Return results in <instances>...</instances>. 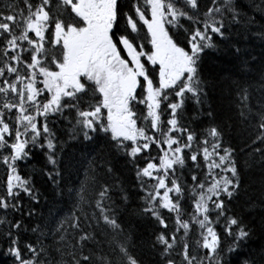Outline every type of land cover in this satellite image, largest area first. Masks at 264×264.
Wrapping results in <instances>:
<instances>
[{
	"label": "trees",
	"instance_id": "trees-1",
	"mask_svg": "<svg viewBox=\"0 0 264 264\" xmlns=\"http://www.w3.org/2000/svg\"><path fill=\"white\" fill-rule=\"evenodd\" d=\"M24 1L13 0L16 32L19 31L18 25L25 23L28 15H33L22 12ZM33 1L35 7L40 4V0ZM165 2L178 14L165 28L178 53L189 54L187 49L210 16L223 24L225 38L216 40L219 48L205 51L200 62V73L208 82L207 99L211 105L210 109L205 106L201 96L200 108L204 113L211 110L214 119L210 120L206 114L201 119H193L194 115H199V110L191 102V97L187 102L182 99L185 81L162 92L157 114V130L161 136L155 134L156 143L148 152L135 154L134 144L114 138L105 123L87 126L84 115L100 107L105 99L102 93L114 89L110 72H122L123 64L132 68L121 41H128L136 52L144 53L139 57L142 72L137 76L139 102L130 107L139 114L136 115L139 125L150 124L142 115L147 110L140 104L144 98L142 89L146 87L145 79L157 89L161 70L148 59L152 53L150 36L145 25L139 22L137 11H132V2H121V10L119 13L115 11L110 32L120 61L109 73L105 68H110L111 63L99 60L97 65L91 61L80 79L81 89L63 97L52 113L42 115L37 111L48 103L46 91L41 85L37 86V101L41 103L35 107L31 118L36 120L38 133L27 138L25 152L12 164V172L19 178L20 186L10 196L3 176L5 167L0 165V264H57L62 260L74 264L69 254L75 253L78 261L82 246L81 233L70 226L76 218L83 232L88 233L84 249H91L92 264H167L169 260L185 264V253L193 257L187 264H244L246 260L251 264H264V141L253 142L256 117L241 115V109L247 115L248 108L258 112L261 111L260 105H264V0H228L227 3L225 0H199L198 12L177 6L176 0ZM185 2L191 9L192 2ZM42 3L47 9L44 11L51 35L45 59L40 61L42 65L35 67L51 73L62 64V53L52 39L53 24L58 14H62L65 25L66 19L70 20L66 18V8L60 4L59 10L55 0H51V7H47L48 0H42ZM138 4L142 15L147 17L143 0ZM233 46L240 52L236 53ZM28 48L19 47L15 54L22 65H26L31 57L27 54ZM7 69L8 66L4 65L3 74ZM14 73L18 78L23 77L26 83L24 67H15ZM4 80L3 76L0 83ZM36 82L39 84L37 79ZM245 89L247 98L243 99ZM16 101L0 96V123L9 125L13 131H17ZM172 105L182 107L176 108L173 114L170 112ZM173 118L180 131L169 133L168 138L179 137L182 157L173 169L166 172L173 191L169 194V206H165L155 197L156 183L145 178L143 171L150 163L161 164L164 156L162 134ZM73 124L77 125L80 136L70 139L68 129ZM211 124L222 125L224 143L234 149L231 155L235 158L236 175L228 173V176L238 183V187H233L234 195L231 200H225V208H230V215L239 223L232 228L230 235L227 232L229 219L217 220L215 199L208 191L216 178L224 174L210 167L213 160L219 163V158L211 150V142L201 145L198 140L203 135L202 129ZM89 128H94L90 132L93 139L85 141L83 132ZM184 130L194 137L190 148L185 147L189 141L185 139ZM15 135L18 141H14ZM49 140L54 143L55 151L43 146ZM15 142L20 144L17 132L7 134L0 141V158L9 153V146L16 145ZM204 148L211 153L207 161L203 159ZM29 153L30 161L17 163L25 161ZM197 153L200 155L193 162L191 157ZM47 155L53 157L51 164L45 159ZM231 163L229 159L222 167L227 168ZM33 165L37 171L33 170ZM45 169L51 171L50 179ZM201 199L206 201L204 214L196 210ZM162 222L167 226L161 227ZM240 225L248 235L237 244ZM207 229L216 235L219 252L204 250ZM161 234L166 241L164 246L172 245L164 259H161L162 246L158 239ZM226 248H235L236 251L227 252ZM96 256L101 259L97 260Z\"/></svg>",
	"mask_w": 264,
	"mask_h": 264
},
{
	"label": "rangeland",
	"instance_id": "rangeland-1",
	"mask_svg": "<svg viewBox=\"0 0 264 264\" xmlns=\"http://www.w3.org/2000/svg\"><path fill=\"white\" fill-rule=\"evenodd\" d=\"M81 1L83 2V0ZM84 1L85 2L83 3H85L86 8L89 9L87 11H90L92 15L96 14V11L100 13V16L98 17V20L101 19L100 23H96L95 26L92 25L94 31L90 34L91 40L97 32L102 30L100 33V39L103 41L104 36L108 33V31L104 29L106 27V29L111 27V24L107 21L108 17L105 13L106 11L102 10V4L97 0ZM185 1L191 2V0ZM142 7L146 8L148 16L145 17L142 15V11L137 9V18L140 23L145 25L146 31L150 36L149 44L152 48V53L148 59L151 60L153 65H158L161 70L158 88L155 89L153 84L149 82L148 79H145L146 87L144 86L142 89L144 98L140 104L141 107L144 106L147 108L142 115L144 116V120H146L147 123L150 122V124L139 125V121L136 119V115L139 116V114L134 113L130 107L131 104H135L136 101L139 102L136 95L139 91L137 76L142 72L139 65V57H143L142 53H132L133 56L130 58L131 69L123 64L124 69L122 72H110V80L115 84L114 89L102 93V95L105 96V99L100 107L84 115V120L88 127L93 126L95 123H105L107 131L110 132L114 138L124 142L128 141L133 143L135 146L134 153L137 155L141 152H148L150 146L156 143L155 134H158L157 126L159 129V124H157L159 99L164 90L174 88L181 83V78L183 76L182 71L179 70L178 63L182 60V53L176 51V48L170 43L168 34L165 33L166 26L175 19L178 15L177 12L173 10L165 0H143ZM154 11L157 12L156 15H153ZM26 24L27 20L24 24V28H26L25 30H27ZM61 32L59 31L56 34V38H58L57 40L59 41L57 46L62 44L64 47V61L62 64L58 65L56 71L50 73L44 70L41 71V69L35 67L42 65V62L44 61L43 53L45 52L42 53L40 50H35L34 47H32V51L29 50L31 57L27 60L26 65H22L18 58L13 56L11 57V61L14 65L9 66L5 74H3L2 71L3 65L2 67L0 66V78L3 76L5 78V80L0 83V96H3V99L5 98V100L18 101H16L18 104L16 103L17 121L15 123L17 131L11 130L9 125L2 121L0 123V141L5 139L7 134L12 135V132L15 134L17 132L20 136V144L18 143L17 145V142H15L16 145L8 149L9 153L2 154L0 158V160L5 161L2 163L5 167L3 176H5L6 192L9 196L20 186L19 178L14 172H12V164L25 152L27 138L31 136V134L36 136L38 133L37 123H35L36 120L31 118V114L35 112V107L41 103H38L39 92L37 94V86L41 85L42 90L46 91V99L48 100L47 105L41 106L37 111L42 115L52 113L63 97H68L72 93L81 89L80 79L83 76L86 67L91 62L86 61L85 59L86 54L90 50L89 47L91 44L76 43L71 41L68 34L66 36H63V34L60 35ZM74 36L81 40L84 38L82 33H76ZM196 37L191 44L192 46L197 42ZM18 40L21 39L18 38ZM105 44L102 43V46ZM75 45H78L79 47H75ZM81 45L82 47L79 49ZM97 48L100 51V46ZM7 50L12 49L8 48ZM94 54L95 53L92 52L90 57L94 56ZM113 55L114 52L110 53L108 58L104 60L107 64H112L110 68H105L108 73L109 70L115 67L117 62L120 61L117 54L116 56ZM105 56H107V54H105ZM98 57H96L97 59L95 61L97 62V65H99ZM41 60L42 62L40 63ZM15 67H24V76L27 77L26 83L24 82L25 80L23 77L18 78V75L14 73ZM36 79L39 84H37ZM177 106L178 105H172L171 109L173 112L176 110ZM171 121H175V119L173 118ZM173 127L176 128V124H168L165 128L166 131L162 134L164 142L162 150H164V156L161 164L156 165L150 163L143 171V176L145 178L156 183L157 193L155 194V197L159 198L165 206H169V194L173 191V189L169 187L166 172L169 169H173L174 164L182 157L181 141L179 137L168 138ZM157 136H161L160 132ZM16 137L17 136L15 135L14 141H18ZM173 139H176L177 143L172 144L171 141ZM177 149H181V151H177ZM9 189H11V192ZM205 208L206 201L201 199L200 204L198 203L196 205V210L197 212L204 214L206 211ZM204 236L203 247L205 243H207L209 245L207 249L209 253L214 252L217 245L216 235L211 229H207Z\"/></svg>",
	"mask_w": 264,
	"mask_h": 264
},
{
	"label": "snow or ice",
	"instance_id": "snow-or-ice-1",
	"mask_svg": "<svg viewBox=\"0 0 264 264\" xmlns=\"http://www.w3.org/2000/svg\"><path fill=\"white\" fill-rule=\"evenodd\" d=\"M75 0H72V3H74ZM192 2V8H188V4L185 2V0H176L177 6L183 7L186 10L190 11H199V0H191ZM228 0H225V3H227ZM132 11L135 12L137 11L139 4L137 0H132ZM52 3L51 0H48V5L47 7H51ZM63 6V5H61ZM69 9L71 8V4L68 5ZM47 10V9H45ZM116 10L117 13L120 12L121 10V4L120 0H116ZM146 14V12H145ZM157 12L154 11L153 15H156ZM125 17H128V13H124ZM3 18V17H0ZM8 19H11L9 17ZM5 27H8V25H5ZM224 33H223V24L219 22L216 17L210 16L206 21L203 22V26L201 27V31L197 34L196 37V44L192 47H189L187 49V52L189 53L188 55H184L183 53L181 54L182 60L179 61V70L182 71L183 76L181 78L182 83H184V93H183V101L187 102L188 97H191V102L195 105H197V108L199 110V115H194L193 119H201L203 116L206 114L210 120L214 119L213 114L211 110H209L207 113H204L203 109L200 108L201 104V99L200 97H204V105L207 106L209 109L211 108V105L207 99L208 93H207V86L208 82L203 80V77L200 73V62L202 55L205 51L208 50H216L219 48V45L216 43L217 39H224ZM233 50L236 53L240 52V49L236 46H233ZM233 83L235 84L236 81L233 80ZM247 89H245V96L243 99L247 98ZM179 107H182V105L177 106V110H179ZM261 111L258 112H253L251 108H248V114L246 115L243 112V109H241V115L244 118H248L249 115H254L256 117V122L254 125L255 128V138L254 141L255 143H259L261 141H264V105H260ZM173 110L170 109V112ZM173 114H175L173 112ZM171 125H175L177 121H169ZM35 127V126H34ZM77 125L73 124L71 128L68 129L69 132V138L79 137L80 133L77 132ZM94 131V128H89L88 130H85L83 132V139L85 141H89L93 139V137L90 135V132ZM180 131V129H177L175 127L172 128V132ZM185 131V139L189 141V144H187L185 147L190 148L191 147V141H193L194 137L191 132ZM203 135L198 138L199 144L201 145H208L209 142H211V150L215 152V155L219 158V163H216L215 160L212 161V164L210 167H214L218 170H220L223 175L220 177L216 178V182L212 184V186L208 189L209 192L212 193V197L215 199V206H214V211L217 214V220L223 219L225 217H228L229 219V227L227 229L228 234H231L232 228L237 227L238 225V220L230 215V208L226 209L225 208V200H231L234 192H233V187H238V183L235 182L232 179H229L228 173H231L232 176L236 175V169H235V158L232 157L231 153L234 151V149H230L223 140V131H222V125L218 124H211L209 126H205L202 129ZM47 135V133H45ZM39 139L43 140L42 137H38ZM172 144L177 143L176 139H173L171 141ZM43 146L46 149L55 151V146L54 143L49 140L43 143ZM11 148V145L9 146ZM177 151H181V149H177ZM259 151V149H257ZM204 155L203 159L205 161L208 160V156L211 154L209 153L207 148L203 149ZM197 155H200V153H197L196 155H193L191 159L193 162H195ZM46 161L49 162V164L52 163L53 157L52 155H47L45 156ZM229 159H231L232 163L230 166L227 168L222 167L223 165L228 164ZM31 160V153L28 154L27 158L25 161H17V163H27L28 161ZM5 161L0 160V163H4ZM33 170L37 171L35 169V166L33 165ZM46 175L51 178V171L48 169H45ZM209 175H212L211 172L208 173ZM11 192V189H9ZM210 198V199H211ZM125 200H127V197H125ZM35 202H38L36 200ZM207 210V208H205ZM72 228L76 229L79 231L81 234L79 236V240L82 242V246L80 249V255H79V260L76 261L75 253H70L69 255L72 256L74 264H92V256L89 254L91 253V249L89 248L87 251L84 249V245L87 244L88 241V233L83 232V230L79 226V219L76 218V222L70 225ZM167 225L165 223H161V227H166ZM248 233L244 230V226L240 225L237 228V237H236V243H239L240 239H243L246 237ZM63 238V237H62ZM130 239V237H129ZM158 239L161 241V246H162V252H161V259H164L165 256L169 255L167 249L171 248V244H167L166 247L164 246L166 241L163 235L161 234ZM209 245L205 243L204 245V250L206 251L208 249ZM225 251L227 252H235V248H226ZM216 252H219V247H216ZM215 254V253H214ZM186 256V261L185 264H187V261L191 260L193 257L190 255ZM97 260H100L101 258L99 256H96ZM222 259V256H221ZM57 264H67L66 261H58ZM167 264H175V261L169 260ZM244 264H251L250 261H245Z\"/></svg>",
	"mask_w": 264,
	"mask_h": 264
},
{
	"label": "flooded vegetation",
	"instance_id": "flooded-vegetation-1",
	"mask_svg": "<svg viewBox=\"0 0 264 264\" xmlns=\"http://www.w3.org/2000/svg\"><path fill=\"white\" fill-rule=\"evenodd\" d=\"M57 3V8L60 10V4L63 5L62 7L66 8V12L70 22L66 19V24L62 23V14H58L56 16V21L53 24V31L54 32L52 39L53 43L57 46L59 41L56 38V34L60 31V33L63 34V36H66L67 34L70 36L71 41H74L79 44H91L89 47V51L86 54V61H96V57L99 55V60H106L108 58V55L110 53L114 52L113 56H116L117 48L112 43V38L110 36V32L113 27V20L115 18L116 14V0H97L100 4H102V10H105L107 14V21L109 24H111V27L109 29H104L108 31V33L104 36V40L102 41L100 39L101 32H97L96 35L93 36L92 40L90 37L91 32L94 31L93 26H95L96 23H100L101 19L98 20V17L100 16V13L97 11L96 14L90 13L88 8L85 6V2L81 0H75L74 3H72V0H55ZM126 1V0H120V3ZM128 1V0H127ZM132 2V0H129ZM139 3V0H137ZM35 1L33 0H26L24 1L25 6L23 7V13H29L33 14L32 16H27L25 18V23L27 20V30L24 28L25 23H21L18 25L19 31L16 32V21L14 16V9L13 8V0H0V66L7 65L8 67L11 66V57L15 56L17 53L19 47L21 48H28V53L30 54L29 50L32 51V47H34L35 50H40L44 54L43 60L45 59V55L47 54V47H48V37L49 34L51 35V30L47 27V15L45 14V8L43 6L42 0L39 1V5L35 7ZM34 4V5H33ZM71 4V8L69 9L68 5ZM41 5V6H40ZM11 17V19H8ZM5 25H8V27H5ZM132 26V25H131ZM99 29V28H98ZM134 29V28H133ZM103 30V32H104ZM15 31V32H14ZM84 32V33H83ZM15 33L17 34V37L15 36ZM76 33H82L84 35L83 39H79L76 36ZM17 38L21 39L18 40ZM5 39V40H4ZM103 39V38H102ZM128 41H121V47L125 51L126 58H132V53H140L136 52V50L133 48L130 50V48L126 45ZM102 43H106L102 46ZM78 45H75L77 47ZM98 46H100V51L98 50ZM58 50L62 53V63L64 61V47L61 45L57 46ZM79 47V46H78ZM82 45L79 49H81ZM8 48H11L12 50H7ZM99 51V52H98ZM132 51V52H131ZM94 52V56H91V53ZM107 54V56H105ZM102 57V58H101ZM117 57L119 55L117 54ZM110 58V57H109ZM85 61V60H84ZM14 65V64H13ZM12 65V66H13ZM2 165V163H0Z\"/></svg>",
	"mask_w": 264,
	"mask_h": 264
}]
</instances>
